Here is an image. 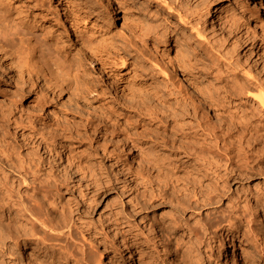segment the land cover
<instances>
[{
    "label": "rangeland",
    "instance_id": "1",
    "mask_svg": "<svg viewBox=\"0 0 264 264\" xmlns=\"http://www.w3.org/2000/svg\"><path fill=\"white\" fill-rule=\"evenodd\" d=\"M88 1L93 5L91 9H96L98 14L93 16L92 12L75 11L76 16L66 27H73L72 35L64 36V29L58 32L50 29L37 15L38 10L43 8L53 12L48 19L62 18L63 11H56L57 0H0V32L7 41H11V49H14L10 51L8 48L3 52L9 62L16 65L20 63L21 56L31 66L39 51L43 53L44 63L50 64L57 53L64 55L63 60L71 61L73 52H79L82 61L78 73L65 76L68 87L61 96V102L43 93L41 106H30V99L37 104L36 99L43 89L32 74L25 75L24 83L10 80V86L0 87V149L7 141L12 145L28 144L20 134L25 132L27 137L33 131L30 127L45 133L65 134V139L57 142L54 159L50 160L64 174L60 177L66 187L63 186L60 199L53 201L51 207L57 212L58 202L74 210L76 227L70 242L75 245L78 254L63 257L57 249V257L46 258L47 251L44 252L42 245L23 233L25 228L28 229V220L17 217V211L13 209L1 207L0 264H28L27 253L34 248L39 252L37 264H101L106 256L112 258V264H140L139 259H143L145 264H164V261L173 264L175 258L177 264H232L234 254L238 264H243L244 256L240 255V248L247 239L258 235V224L264 219V158L256 165L257 169L251 171L247 158L252 151H259L261 146L254 144L253 149L247 132L229 119L230 115L236 118L243 116V122L252 118L254 125L264 124V116L260 118L264 115V107L247 96V91L257 93L258 86L264 88V65L262 67L257 63V53L264 57V8L260 7V0H153L149 3L148 10L157 20L161 19L164 26L165 16L171 17L177 25L172 29L178 31L179 40L176 44L171 40L170 47L173 68L163 61L150 39L139 43L140 50L134 52L136 56L130 57L129 51L122 50L127 43L126 37L132 39L130 33L134 24L122 18L117 0ZM176 4L188 9L190 15L185 17L184 22L177 15H171L169 7L172 5L174 8ZM223 7L237 17V32L230 29L232 23L222 14ZM121 55H127L123 68L120 67ZM135 71L138 73L135 74ZM221 77L227 81L231 77V81L228 84ZM113 82L123 88L134 89L142 100L135 98L136 94L134 97L123 96ZM234 82L252 85L253 88L246 89L243 97L224 92V84ZM204 84L213 86L212 97L216 110L223 114L222 124L216 122L201 96ZM108 104L114 110L108 108ZM254 112L256 116H252ZM155 114L159 116L157 119ZM141 125L161 129L145 131L148 136L156 138V141H151L145 137L144 140L149 141L146 147H154L160 155L176 157L173 165L185 169L183 171L191 168L192 178L197 181L195 184L203 186L206 191L204 196L198 195L191 200L195 195L191 193L193 179L181 176L179 183L186 184L188 189L186 198L190 201L200 199L198 205H185V210L181 212L182 207L173 197L167 196L166 201L156 206V222L161 226L163 223L169 225L167 227L175 239L172 244H169L168 236L162 240L154 237L152 229L144 227L140 218L132 213L128 199L121 196L125 186L121 169L137 168L128 156V144L125 142L129 137L138 139ZM21 126L28 127L22 130ZM44 147H40L39 151L46 157ZM17 150L25 156L32 149L24 145ZM177 150L180 152L176 153ZM184 150L189 151L188 157L184 156ZM67 152L72 163L70 169L59 160L60 155L65 157ZM73 155L83 161L90 171L89 176H86V169L83 170L84 176H78L77 164L72 170L75 164L71 158ZM68 170H71L70 176ZM150 171L158 175L154 169ZM170 171L174 170L170 168ZM205 172L207 176H204ZM185 180L192 184L188 185ZM93 181L97 183L94 187ZM126 183L130 184L129 181ZM207 187L211 190L220 188L226 194L209 204L206 200ZM22 190L25 191L24 188ZM28 193L31 194V191ZM223 213L234 215L230 223L220 221L208 226L209 218L220 217ZM56 215L53 213L50 217L57 221ZM175 217L179 222L173 220ZM140 227L145 232L146 245L151 248L154 245L157 252L151 254L153 250L146 248L144 257H141L143 252L135 251L126 255L123 238L118 233L120 230L136 233ZM155 227L159 229V226ZM194 227L201 228L202 244L195 243ZM16 228H20L23 235H18ZM168 245L174 249L173 256L165 258L164 251ZM262 246L264 250V242ZM82 247L86 249L83 256ZM249 258L252 264H264V251L261 253L253 249Z\"/></svg>",
    "mask_w": 264,
    "mask_h": 264
},
{
    "label": "bare ground",
    "instance_id": "2",
    "mask_svg": "<svg viewBox=\"0 0 264 264\" xmlns=\"http://www.w3.org/2000/svg\"><path fill=\"white\" fill-rule=\"evenodd\" d=\"M33 1H36V0H33ZM57 1H58V5H57L56 11L58 12H60V10L63 11L62 18L59 17V19H54V20L48 19V17L52 15L53 12L43 9L42 7H41L42 8L41 10H38L39 13L38 14L36 13V14L39 16L41 22H46L47 25H49L50 29H56L57 32L60 29H64L65 31L63 33L64 36L72 35L73 27H70L69 29H66V27H67V23L71 22L72 17L76 16L77 13L75 11L77 12L83 11L84 13L92 12L93 16H96L98 14L96 9L94 10L91 9L93 8V5H91L90 4L91 1L89 2L88 0H57ZM152 1L153 0H147V1H142V2H139L136 0L135 1L134 0H117V3L119 4V7H120L119 12H122L123 14L122 18H124L125 20H129L134 24L133 30L130 33L132 36V39L130 40V38L126 37L127 43H125L124 46L121 45L122 50L124 52L129 51L130 57L136 56L137 51L140 50V48L138 47L139 43H146L147 39L148 40L150 39L153 41V47L157 51L160 52L159 54L162 57L163 61L167 63V65L170 68H173V66L170 63L171 61L170 60V50L172 49L170 47L173 41L176 44L177 40H179V37L176 35L178 31L175 29H172L174 27L176 28L177 25L171 17H166L165 15H164L165 16L164 23L166 24V26L163 25V22L161 19L157 20V18L151 14L152 12L150 13V11L148 10V4L149 3L151 4ZM206 1L208 0H203V2H206ZM260 7L264 8V0H260ZM169 9L172 11L171 15L172 16L177 15L179 17V20H181L182 22H184L185 17H189L190 15L187 13L188 9L186 7H183L181 4H176L174 8L171 5ZM23 11H24V8H23ZM222 14L225 17H228L229 22L232 23L230 29L237 32L239 30V21L237 17L232 14L230 15L226 7H223ZM143 16L144 17L146 16V18H144ZM38 24H40V22H38ZM5 37L6 36H3L0 32V87L5 86V85L10 86V80H14L16 82L20 81L24 83L25 75L32 74L33 75L32 77H35L36 81H40L43 89H42V93L40 97L36 99L37 104L35 101L30 99V106L32 107L36 106L37 108H39V106H41V101L43 100V93H45V95L47 96L49 95L50 98H52L53 100L59 99L61 102L62 101L61 96L66 91V87H68V84L66 83V80H65V76L71 73H76V72L78 73L82 67V63H81L82 61L81 59H79L80 58L79 52H73L74 56L72 57V60L70 59L71 61L69 60L67 61L66 59L63 60L62 57L64 55L62 56L60 55V53H57V56L54 55L56 58L53 57V59L51 60L49 64L47 62L44 63L43 53L39 51L36 61H34L31 66L26 62L24 58H21V56H20L21 60L19 61L20 63L14 65L11 62H9L7 58H5L4 53H3V52H6L5 50L8 48L10 51L14 50V49H11L12 48V46L10 45L11 41H7ZM20 39H23V38H20ZM181 39L183 40L182 36H181ZM181 47L183 48V46ZM119 60L121 61V64H122V66L120 67L123 68L127 61V55H121ZM257 63L261 65L262 67L264 65V57L261 53H257ZM219 69L221 68H218V70ZM136 73L138 72L135 71V74ZM29 78L31 77L29 76ZM230 78H229V81H231ZM236 80L237 79H235L234 81ZM222 81L223 82L225 81L226 83L229 82L225 78H222ZM114 85L117 87L120 93H122V95L125 97H134V95L136 94L134 92V89L132 90L128 88H123L121 85H118V83H114ZM212 87L209 86L208 84H204L201 88V96L205 100L210 114H212L213 118L216 120L218 124H222L224 122L223 114L220 111H217L215 108V104H214L213 97H212L213 95ZM248 88H253V86L244 85L238 82L231 83L230 85L224 84V89H225L224 92H226L227 94L230 92L229 94H234L236 96L239 95L243 97V94H245L244 91H246V89ZM257 89H258L257 93H252L250 91H247V96L255 99L256 101L260 103L262 107H264V88L262 86H258ZM135 98L142 100L141 97H139L137 94ZM111 106H112L111 104H108V108H111ZM111 109L114 110L113 107ZM36 111L38 113H41L40 109H37ZM251 114L252 116H256L255 112ZM263 116L264 115H260V118ZM158 117L159 116L155 114V119H157ZM242 117L236 118L234 117V115L233 116L230 115L229 120L232 123H234L235 126L242 128L243 130L247 132V134L250 136L249 140L252 141V143H249V145L252 144L251 146L253 149H255L254 144H258V147L261 146V149H259V151L258 150L252 151V154L250 155V157L247 158V160L249 159V163H250L249 165H250L251 171H255L257 169L256 165L260 162V160H262V158H264V124H262L261 126L254 125L255 122L254 123L252 122L251 120L252 118L249 121H246L247 122L246 123L241 120L243 119ZM27 127L28 126H21V129L23 130ZM30 128L33 131L31 133H28L29 135L27 134V137H25V132H22L20 134V136L24 139V141L28 142V144L16 143L15 145H12L11 143H7L8 142L7 141L6 145H4L2 149H0V208L4 207L10 210L13 209L14 211H17V214L15 213L17 217L26 218L28 220L27 222L28 229L25 228L23 230V233L25 232V234L30 236L31 239L36 240L39 246L42 245V249L44 250V252L47 251L45 255L46 258L51 259V258L57 257V249L60 251V253H62L63 257L65 256L73 257L74 255L78 254V251L75 249V245L70 242V239L73 240V232H74L73 228L76 227L75 217L73 216L74 210L71 207H68L67 204H62L58 202H57V212H55L54 207H51V205L53 204V201H55L56 199L58 201L60 199L61 192L66 187V185H64V180L60 177V176H64V174L61 173L58 170V168L56 169L55 168L56 165L54 161L50 160V159H54V154L57 149V142L65 139V134L62 132L45 133L40 129L39 130L35 129V127H30ZM141 129L142 131L138 133L139 135L138 139L129 137L128 139H126V142H125L126 144H128V151H127L128 156L132 159L134 165L137 168L136 169L134 168L133 169H121L120 174L123 177H125L124 179L125 186L123 185L124 187L122 188L121 196L122 197L124 196L126 199H128V203L130 204L132 208V213H134L135 216L140 218L142 225H144V227H149L152 229L154 237H156L158 240H162L164 236H168L169 244L170 243L172 244L173 242L172 240H175L172 238L174 234L172 233L171 230H169V227H167L169 225L166 226L163 223V225L161 226V223L156 222L158 217L155 215V208L158 204H161L164 201H166L168 199L167 196L173 197L174 201H176V203L182 207L181 212L185 210V209L183 210V206L185 205H188L189 207L191 206L195 207V205H198L200 199H195V201H190L189 199H187L186 198L188 197V194H186V192H188L187 185L185 184V186H183L179 183L181 176H184V178L187 177L189 180L190 176H191V179H193L192 176H194V174H191V168H189L190 171L189 169L186 171H183L185 169L181 170L179 167H176L175 165H173L174 164L173 162H175L174 160L176 159V157L174 159L173 156L167 157L165 155H160L159 153L155 152L154 147L152 148L146 147L147 144H149L148 143L149 141H145L144 140L145 137H148L149 138L148 140H151V141L152 140L156 141V138H153V136H150V135L148 136V134L145 131H150V130L160 131L161 129L159 128L155 129V128L144 126V125H141ZM24 145L30 146L32 150L27 155L21 156V153L18 152L17 149H19L20 147ZM34 145H36L37 147L32 148V146ZM43 146H45L44 153L47 155L46 157L44 155H41L39 151V148L40 147L43 148ZM70 147L71 146H69V149ZM190 150H191V147H190ZM69 152L65 153L66 154L65 157H64V154H61L62 156L60 155L59 157L60 163L66 164L68 169L72 167V163L69 161V157L67 155ZM179 152H180L179 150L176 151V153H179ZM183 153H185L184 155L185 157H188L190 154L189 151L187 150H184ZM74 155L73 157H71L73 159V162L75 163L72 170H74V168H76L78 165L77 167L78 176L80 177L84 176L83 170L85 169L87 170V167H85V165L83 164V161L74 157ZM60 167L61 166L59 165V168ZM210 167L212 166L210 165ZM170 168H172L174 171H170ZM150 169H154L155 171H157L158 175H153V173L152 174L149 173L151 172ZM70 171L71 170H68V176H70L69 174ZM87 172L88 173L86 176H89L90 171L87 170ZM216 172L217 171H215L214 173ZM217 173L219 174V172ZM207 175L208 174L205 172L204 176H207ZM162 176H168L170 177V179L168 180L163 179ZM245 176L247 175L245 174ZM238 177H242V176H238ZM184 178H183V181H184ZM171 179L175 180V181L173 180L174 182L172 184H171L172 182ZM128 181L130 182L129 185H127L126 183ZM189 182L190 181L187 182L188 185L193 183V188H194L193 192L191 193H195V195H192L191 200H194V198L197 197L198 195L204 196L206 194L205 188L203 186L199 187V185L197 186L195 184V182H197L196 179L191 180L192 183L191 182L189 183ZM92 183H93V187L97 184L95 181H93ZM217 187H219V185ZM23 188L25 189V191L22 190ZM207 190H208V193H207L208 198L206 200L209 202V204L213 202L214 199H216V202H217L219 200V197H222L226 194V191L220 188L219 189L215 188L211 190L210 188L207 187ZM29 191H31V194L28 193ZM201 200L204 201V199H201ZM53 213L57 214L56 215L57 221H55L54 219L50 217V215H52ZM224 213L220 217H215L213 219H211L212 217L209 218L211 220L208 219L207 221L208 226L211 227V225L214 224L213 222L219 223L220 221H228L230 223L234 215L232 213H228V214H224ZM13 220L16 221L15 219ZM173 220L179 222L178 218L176 217ZM155 226H159L158 227L159 229H157ZM258 226L260 230L258 235L250 239H247V241L244 242V245L241 246L240 248L241 250L240 255L244 256L243 264H252L253 261H251V258H249V255L252 253L253 249L254 250L256 249L258 252H261V253L262 251H264L263 246H262L264 242V219L260 220ZM8 227L12 228V225H9ZM16 230L18 231V235H23L22 230L20 228H16ZM192 230L194 233L195 243L202 244L203 241H201L202 240L201 239L202 233L200 231L201 228L199 229L198 227H194ZM17 231H15L16 234H17ZM40 234H42V236H40ZM118 234H120V236L123 238V242H124L123 244H125L124 246L126 249V255L131 254L133 253V251H135V252H143L141 254V257H144L145 255L144 252H147L146 248L153 250V251H150L151 254H154L155 252H157L156 250L157 248H155L154 245H153L154 249L149 247L148 244L146 245L147 238L144 235L145 232L142 230L141 227L136 233L131 232V231H125V230L121 231L120 230ZM234 235L237 236L236 234ZM137 248L139 249L138 251L136 250ZM172 248L170 245H168L164 251L163 257L165 258L172 257L173 250H174ZM85 250L86 249L82 247L81 249V252L83 253L82 256L85 255ZM37 251L38 250L36 248L28 251L27 256H26L28 260V264H37L38 256H39L38 254L39 252ZM232 257H233L232 264H238L237 255L234 254ZM156 259L154 263L156 262ZM139 260H140L139 261L140 264H145L143 259H139ZM112 262H113L112 258L110 256H106L102 259L101 264H112ZM165 263L166 262L164 261V264ZM173 264H177V258H175Z\"/></svg>",
    "mask_w": 264,
    "mask_h": 264
}]
</instances>
